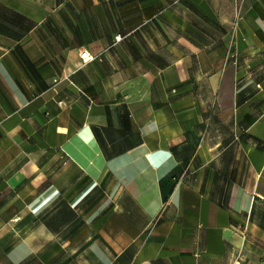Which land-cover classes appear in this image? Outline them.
<instances>
[{"label": "crops", "instance_id": "0c3cea01", "mask_svg": "<svg viewBox=\"0 0 264 264\" xmlns=\"http://www.w3.org/2000/svg\"><path fill=\"white\" fill-rule=\"evenodd\" d=\"M0 264H264V0H0Z\"/></svg>", "mask_w": 264, "mask_h": 264}, {"label": "built area", "instance_id": "2783aa9c", "mask_svg": "<svg viewBox=\"0 0 264 264\" xmlns=\"http://www.w3.org/2000/svg\"><path fill=\"white\" fill-rule=\"evenodd\" d=\"M122 38H123V36H122L121 34H118V35L116 36V40H117V41L121 40ZM81 57H82V59H83L84 61H88V60L94 58V56H92V55L90 54V52H89L88 50H86V49L83 50V51L81 52Z\"/></svg>", "mask_w": 264, "mask_h": 264}]
</instances>
